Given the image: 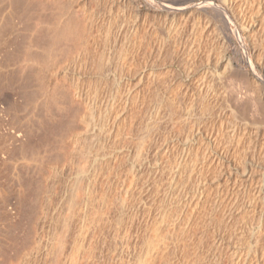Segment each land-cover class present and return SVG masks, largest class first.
I'll return each mask as SVG.
<instances>
[{
	"label": "rangeland",
	"instance_id": "obj_1",
	"mask_svg": "<svg viewBox=\"0 0 264 264\" xmlns=\"http://www.w3.org/2000/svg\"><path fill=\"white\" fill-rule=\"evenodd\" d=\"M2 1L1 8L8 9L6 0ZM76 1L85 3V14L93 12L94 18L100 19V27L89 31L88 52L81 65H72V60H64L66 65H62L67 72L61 76L65 83L81 90L79 101H68L57 92L49 105L68 112L63 115L64 124L49 135L34 160L43 165L36 170L40 179L43 174L57 173L50 199L47 196L51 204L40 203L44 200L40 186H25L26 165L19 164L12 175L9 167L7 184L11 187L13 183V187L9 200L0 204V264H144L155 253L154 248L148 251L149 241L154 239L156 247L166 235L162 216L169 209L175 215L183 208L194 214L197 226L193 240H185L187 246L170 240L169 247H175V253L168 263L236 264L241 254L264 264V250L255 255L247 252L251 241L246 224L252 222L258 209L264 213V204L260 208V202L247 195L257 191L264 170V126L240 120L224 96L209 98V102H202L201 97L198 101L192 94L180 98L181 102L176 99L172 108L181 118L172 121L165 104L167 95L175 96L177 89L182 92L187 86L195 92L197 84L214 70L232 80L219 63L223 56L231 57L233 67L240 72L254 64L255 72L264 74V0H235L243 4L248 19L255 24L245 33L252 39L250 47L238 43L222 19L203 6L204 0L174 1L179 7H190L174 31L165 25L172 12L169 0H128L122 5L117 0ZM47 9L46 15L58 11ZM196 16L203 18L201 23L195 22ZM194 22L198 30L192 26ZM133 24L135 31L130 30ZM184 44L190 46L189 53L182 50ZM172 52L178 53L173 62ZM32 104L26 115L36 122L44 110L35 101ZM80 115L90 121L87 129ZM146 124L152 130L147 137L143 136ZM70 132H80L73 135L71 143L66 142ZM90 133L98 137L92 138ZM253 140H257L255 149ZM183 143L191 148L172 181L167 148L169 145L172 164L176 165ZM64 151L71 152L70 159H64ZM22 156L28 162L34 159L29 151ZM22 156L17 154L16 158L22 161ZM55 165L58 172L53 173L50 167ZM246 181L253 184L240 197L238 191ZM20 186L22 201L17 203ZM196 186L197 202L182 207ZM126 188L129 193L124 192ZM119 228L126 235L121 242Z\"/></svg>",
	"mask_w": 264,
	"mask_h": 264
},
{
	"label": "bare ground",
	"instance_id": "obj_2",
	"mask_svg": "<svg viewBox=\"0 0 264 264\" xmlns=\"http://www.w3.org/2000/svg\"><path fill=\"white\" fill-rule=\"evenodd\" d=\"M117 1L118 3H121V5L127 4L128 2V0ZM174 1L175 0H169L167 3L171 4L168 5V7L172 9V12L167 16V22H165L167 29L173 31L182 25V21L180 20L184 18L185 14L190 10L189 6L179 7L178 3L174 4ZM6 3L8 4V9L3 10L4 8H1L0 6V204L6 203L10 198L8 194L11 191H9V189L13 187V183L11 187L9 184H7L10 174H13V171L17 169V166L19 164H23V166L26 165V171H28L24 179L25 186L27 188H33L35 187V185L36 187L37 185L40 186L42 188V194L44 195V200H41L40 203L44 206H47L51 204L49 201L50 188L52 186L54 187L53 183L55 181L57 182V165L50 167L52 169V171H50L56 173L54 174V176L53 174H48L46 176L43 174V179H40V177L36 173V170H38V167H43V165L41 164L42 162L37 164L34 162V160L38 158V153H40L39 150L42 149L41 147L44 144H46L49 139V135L51 137V134H53V132H55L59 126H62L61 123L64 124V122H62L64 120L63 115L68 113H65V111L60 107H55V109H52L53 107L49 105H53L51 102L53 101V99H55L57 92L62 93L64 99H68V101H79L81 97V90L75 88L76 86L69 87V85L65 83V79H63V77L61 76L63 74L65 75L67 72L63 70L64 67L62 65H64V60H67L66 62H68V60L69 62L70 60H72V65L73 62H79L78 65H81V59L84 58L83 55H85L84 53L86 52L89 45V31H91L93 27L95 29V27H98L100 25H98L100 19L94 18L93 12H88L87 14L84 13L86 10L85 3L83 1L6 0ZM98 4L99 3H97V5ZM186 4L187 3H185V5ZM202 4L204 7L212 9L222 19L224 24L229 27L232 36L238 41V43L245 47H250V45L252 44V39L248 35H245V33L250 31L255 24L252 20L248 19L246 15V8L243 7L242 3H240L239 1L235 2V0H204ZM111 5L110 7H112ZM46 8H56L58 9V11H50L51 13L49 15H46L48 13H45ZM199 17L200 16H196V18L194 17L196 19L195 22L198 20V23H201L200 20H202L203 18L200 19L201 17ZM184 22L186 21H183V23ZM195 22L192 26H196ZM202 24L204 25V23ZM135 28V24L130 26L131 31H135ZM90 35L93 36V33H90ZM96 39L98 38L96 37ZM62 43L64 45H61ZM183 47L184 48H182V50L186 53H189L190 46H186V44H184ZM177 54L178 53L176 52L171 53V62H173L175 58L178 59ZM219 63L220 65L223 64L225 70H227L228 75L232 77V80H228L223 72L220 73L214 70V72L212 71L213 74H210L208 79L205 78L197 84L195 92L191 93L190 91H192L193 88L186 86L183 87L182 92L177 89L178 91L176 92L175 96L167 95V97L165 98V104L169 109L168 119L172 121L177 117L178 119L181 118L180 115L176 117V113L172 108L176 99L177 101L181 102V100H179L180 98H189L192 94V96H195L198 101L201 99L202 102H209L207 101L209 100V98H216V96L218 95L221 97L224 96L226 98L227 103H229L232 110H234L235 114L240 120L261 124L264 126V74L255 72L256 65L254 64L250 65V70L245 69L244 72H240V69L238 71L233 67L231 57L228 56L221 57ZM100 64H98L97 67L101 68L102 70V65ZM262 68L263 69L261 71L264 70V64L262 65ZM142 77L143 75L140 77V79ZM237 77L241 78L242 81H240ZM215 80H217V82H215ZM179 87H181V85ZM59 95L60 94H58V96ZM33 101H35V104L37 106H42V109L44 110V112H41L39 118H36V122L33 121V117L31 118V116L26 115V109H28V105L32 104ZM55 103H57V101ZM65 104L67 105L68 103L66 102ZM73 104L71 103L70 105L73 106ZM32 106L34 108L33 104ZM67 111L69 110L67 109ZM70 113L72 115V112ZM67 116L68 115H66V118ZM70 118H68V120ZM73 119H75V117ZM79 119L80 118H78V120ZM82 121L83 122L81 123H83L84 127L87 129L90 121L87 122V119L85 118H82ZM100 125L102 126V124ZM151 131L152 130L149 124H146L144 127L143 136L147 137L151 133ZM78 134H80V132L76 133V135L70 132L68 140L66 139V142H70V140L72 141L73 137L77 136ZM90 134L91 135L89 136L92 138L98 137L96 133ZM60 137L57 139H60ZM256 141H252L253 149H255L256 147ZM189 148H191V145L189 143H183L181 144V146H179V156H177V160L175 161L176 165H173V160L170 158L172 151L170 150V147L168 145V159L166 162L167 167L172 170V181L174 180V175L180 173V168H178V165L185 161ZM61 150L63 151V149ZM28 151L34 157L33 161L31 160V162L26 161L24 159L25 157L23 158L22 156V154L27 153ZM70 153L64 151L65 157H63L65 160H68V154ZM17 154H21L22 161H19V158H16ZM42 159L43 158H41V160ZM10 166L12 168V172L9 174L8 169ZM49 166L50 165H48V167ZM177 168L178 171L176 172L175 169ZM246 174H248V172ZM247 180H249L250 182L251 180H253L250 174H248ZM263 180L264 170L262 171V174H260L257 191L253 190L252 193H250L249 191L247 194L248 196L249 194L251 196H254L257 200V203L260 202V208L261 205L264 204ZM252 184L247 181L241 183L242 187L241 189H239L238 195L240 197H243L248 191L247 187L251 186ZM128 191L129 189L126 188L124 192L129 193ZM21 192L22 191L20 186L17 193V203H21L22 201V198L20 196ZM47 196H49V199ZM122 197L123 196H121L122 200L120 199L121 201L119 203L122 205L121 207L125 205L123 204L125 203V201ZM188 197V201L183 204L182 207H187L191 202H197V186L189 194ZM13 199H15V197H13ZM12 201L10 202L12 203ZM69 204H71V202H69ZM121 207L119 208L123 209ZM258 210V214H255V216L251 219L252 222H246V224L248 225V238L251 241V246L248 247L247 252L253 253L254 255L256 254V252L264 250V213L261 211V209ZM249 212L250 211H248V213ZM173 213V210L169 209V211L162 216L167 230L166 235L164 234L163 237L158 240L156 247L153 245L154 239H151L149 241L148 251L150 248H154L155 253L151 255V258L144 264H171L168 262L170 255L175 253V247H169V243L171 242L170 240H173L174 243L175 241H181L183 242V246H187L185 240L188 243L193 240L191 237H193L195 225L197 226V224H195L196 220L194 218V214H192L191 212H187L184 208L182 211L180 210L179 213L175 215ZM63 220V224L67 225L66 218H64ZM64 225L63 228L66 227ZM119 234L121 242L126 237V235L121 229ZM179 261L180 259L177 258V263ZM236 264H259V260L256 259L253 262L251 259H246L245 257L242 258L241 254H239Z\"/></svg>",
	"mask_w": 264,
	"mask_h": 264
}]
</instances>
